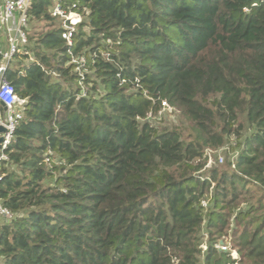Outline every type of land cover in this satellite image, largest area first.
I'll use <instances>...</instances> for the list:
<instances>
[{
    "label": "trees",
    "instance_id": "1",
    "mask_svg": "<svg viewBox=\"0 0 264 264\" xmlns=\"http://www.w3.org/2000/svg\"><path fill=\"white\" fill-rule=\"evenodd\" d=\"M65 1L74 45L33 0L5 74L0 264H264V0Z\"/></svg>",
    "mask_w": 264,
    "mask_h": 264
},
{
    "label": "built area",
    "instance_id": "2",
    "mask_svg": "<svg viewBox=\"0 0 264 264\" xmlns=\"http://www.w3.org/2000/svg\"><path fill=\"white\" fill-rule=\"evenodd\" d=\"M33 0H4L0 3V36L7 37L8 50L0 42V124L6 129L2 135L4 141L0 150V166L7 163L8 148L15 142V133L24 118L26 102L19 98L15 87L6 79L8 66L17 54H26L29 45V10ZM51 16L61 28V38L72 47L78 34L79 25L88 21V13L81 14L68 9L65 0H54ZM167 107L166 103L163 104ZM4 115V120L2 116ZM0 168V182L3 174ZM13 213L0 202V219L12 220ZM207 245L202 247L203 251ZM217 247L231 260L230 264H241V256L229 243L220 242ZM207 250V249H206Z\"/></svg>",
    "mask_w": 264,
    "mask_h": 264
},
{
    "label": "rangeland",
    "instance_id": "3",
    "mask_svg": "<svg viewBox=\"0 0 264 264\" xmlns=\"http://www.w3.org/2000/svg\"><path fill=\"white\" fill-rule=\"evenodd\" d=\"M80 71V70H79ZM172 119V121H168V122H170V123H174V122H177V124H178V118L176 117L175 119H174V117H172L171 118ZM173 119L175 120V121H173ZM2 120H4V115L2 116ZM167 124L165 123V125H163V126H166ZM225 149H228V148H225ZM221 150V151H219V152H217L216 154H212L211 155V160H210V164H209V166L213 163V161H214V156H217V158H222V159H224V157L227 155V151L226 150ZM220 162V161H219ZM2 222H3V220L2 219H0V224H2ZM230 238L228 239V240H226V242L227 243H229V245L231 246V248H232V245H231V243H230ZM208 250V247L206 248L205 247V250H204V252H206L207 250ZM233 249V248H232Z\"/></svg>",
    "mask_w": 264,
    "mask_h": 264
},
{
    "label": "crops",
    "instance_id": "4",
    "mask_svg": "<svg viewBox=\"0 0 264 264\" xmlns=\"http://www.w3.org/2000/svg\"><path fill=\"white\" fill-rule=\"evenodd\" d=\"M4 0H0V3H2ZM0 42L2 44V47L3 49L6 51L8 50L9 46H8V43H7V37L4 36V35H1L0 36Z\"/></svg>",
    "mask_w": 264,
    "mask_h": 264
},
{
    "label": "water",
    "instance_id": "5",
    "mask_svg": "<svg viewBox=\"0 0 264 264\" xmlns=\"http://www.w3.org/2000/svg\"><path fill=\"white\" fill-rule=\"evenodd\" d=\"M4 133H6V129L4 128V126H2V125L0 124V150L2 149V143H3V141H4V139H3V137H2V135H3ZM0 154H1V152H0Z\"/></svg>",
    "mask_w": 264,
    "mask_h": 264
}]
</instances>
